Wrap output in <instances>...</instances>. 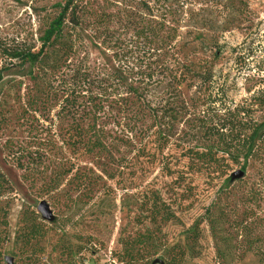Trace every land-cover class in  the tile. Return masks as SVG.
<instances>
[{
	"label": "rangeland",
	"instance_id": "1",
	"mask_svg": "<svg viewBox=\"0 0 264 264\" xmlns=\"http://www.w3.org/2000/svg\"><path fill=\"white\" fill-rule=\"evenodd\" d=\"M138 1L177 28L189 60L214 65L226 105H244L264 87V0ZM77 3L81 25L64 29L42 65L0 83L1 264H264V107H252L260 137L243 171L221 157L212 167L187 154L202 146L195 119L203 108L188 102L194 90L150 91L145 104L125 111L112 88L98 98L95 119L60 111L70 69L109 73L125 85L138 71L130 63L132 75L123 74L93 22L120 8L115 0ZM62 4L0 0V37L37 52ZM148 104L157 115L171 106L186 114L154 122ZM92 123L102 147L88 152L71 135L74 125Z\"/></svg>",
	"mask_w": 264,
	"mask_h": 264
},
{
	"label": "trees",
	"instance_id": "2",
	"mask_svg": "<svg viewBox=\"0 0 264 264\" xmlns=\"http://www.w3.org/2000/svg\"><path fill=\"white\" fill-rule=\"evenodd\" d=\"M148 4L138 0H115L114 6L120 8H116L114 13H101L93 20L102 30L101 44L113 52L112 59L121 68L123 74L132 75L133 69L129 67L130 63L134 64V68L138 67L133 83L125 85L119 78L109 73H102L100 76L92 74L94 75L92 76L81 67L70 69L65 83L70 94L60 101V111L67 110L66 112L69 113L70 110L72 117L82 118V115H85L86 119L92 113L95 119L101 101L98 98H102L112 88L115 93L120 91L117 95L119 110L125 111H129L135 105L141 107L145 104L143 95L150 91L161 88H166L167 92L177 93H180L181 89L194 90V98L192 101L190 98L188 102L189 107L194 110L203 108L197 119L193 117L198 122L196 127L200 131L202 146L201 150L186 149L187 154H190L196 163L204 166L213 167L221 157L230 164L238 166L240 170H245L251 148L260 137L259 128L253 123L251 112L253 106L264 107V87L244 105L233 107L226 105L225 93L214 81V65L201 66L198 61L189 60L188 53L181 52V48L176 44L177 28L170 27L157 15L150 14ZM57 8L56 16L48 24L40 39L41 47L37 52L23 43L0 37V83L4 74L12 75L28 65L31 67L42 65L46 58V48L53 46V43L62 36L64 29L78 28L81 25L84 7L77 3V0H63V4ZM114 33H117L116 37ZM128 34L130 41L126 42L123 38ZM209 50L212 56L217 57L220 49L216 43H213L209 45ZM167 78L171 81L164 84ZM261 82L264 86V81ZM95 90L99 91L96 93ZM180 104L182 107L185 106L183 101ZM150 106L151 104L147 115L152 117L154 122L156 119H167L173 123L182 113L179 108L171 106L161 108L162 112L157 115L158 112ZM73 128L71 136L76 140L74 146H83L88 152L101 150L100 134L96 130L95 123L88 128L79 124L74 125ZM158 139L165 142L166 136L159 134ZM3 181L0 173V182ZM31 232L37 234L38 227H32ZM3 242L4 240L0 238V249Z\"/></svg>",
	"mask_w": 264,
	"mask_h": 264
},
{
	"label": "water",
	"instance_id": "3",
	"mask_svg": "<svg viewBox=\"0 0 264 264\" xmlns=\"http://www.w3.org/2000/svg\"><path fill=\"white\" fill-rule=\"evenodd\" d=\"M235 175L237 176V175H239V173H237V174H235ZM39 211H40V209H39ZM4 261H5V263H7V264H10V263H11L10 259H7V258H6Z\"/></svg>",
	"mask_w": 264,
	"mask_h": 264
}]
</instances>
